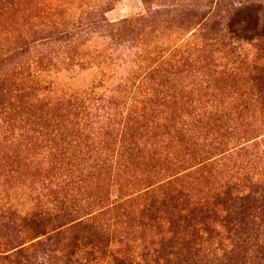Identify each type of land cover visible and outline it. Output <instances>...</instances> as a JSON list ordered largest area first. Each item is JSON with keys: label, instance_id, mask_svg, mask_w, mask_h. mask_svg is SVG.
I'll list each match as a JSON object with an SVG mask.
<instances>
[{"label": "rangeland", "instance_id": "1", "mask_svg": "<svg viewBox=\"0 0 264 264\" xmlns=\"http://www.w3.org/2000/svg\"><path fill=\"white\" fill-rule=\"evenodd\" d=\"M0 264H264V0H0Z\"/></svg>", "mask_w": 264, "mask_h": 264}]
</instances>
